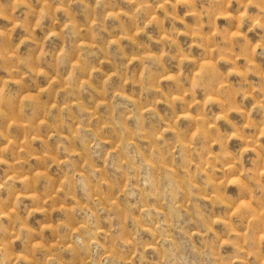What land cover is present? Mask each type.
<instances>
[{
  "label": "rangeland",
  "instance_id": "rangeland-1",
  "mask_svg": "<svg viewBox=\"0 0 264 264\" xmlns=\"http://www.w3.org/2000/svg\"><path fill=\"white\" fill-rule=\"evenodd\" d=\"M0 264H264V0H0Z\"/></svg>",
  "mask_w": 264,
  "mask_h": 264
}]
</instances>
